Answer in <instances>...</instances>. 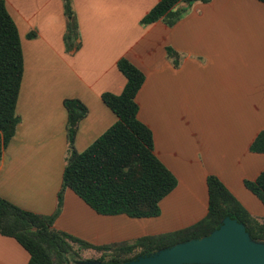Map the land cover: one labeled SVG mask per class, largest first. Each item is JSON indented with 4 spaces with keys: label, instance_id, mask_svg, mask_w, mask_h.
Listing matches in <instances>:
<instances>
[{
    "label": "crops",
    "instance_id": "0c3cea01",
    "mask_svg": "<svg viewBox=\"0 0 264 264\" xmlns=\"http://www.w3.org/2000/svg\"><path fill=\"white\" fill-rule=\"evenodd\" d=\"M5 1L21 36L24 72L20 122L0 161L2 197L36 213L55 212L68 147L64 100L78 98L88 108L75 137L83 151L117 120L103 94L123 91L118 60L127 57L146 76L138 116L177 186L155 217L102 214L66 188L54 226L97 245L189 226L207 214L210 173L264 217V204L245 185L264 169V152L250 148L264 130V2L199 0L173 25H143L159 0H73L79 37L68 50L63 0ZM168 47L179 53L178 64ZM29 260L16 238L0 232V264Z\"/></svg>",
    "mask_w": 264,
    "mask_h": 264
},
{
    "label": "trees",
    "instance_id": "16d2710c",
    "mask_svg": "<svg viewBox=\"0 0 264 264\" xmlns=\"http://www.w3.org/2000/svg\"><path fill=\"white\" fill-rule=\"evenodd\" d=\"M196 1L199 0H159L141 23L147 25L163 19L173 25ZM63 3L67 19L64 39L67 49L72 50L78 47L79 22L73 0H63ZM34 35L35 32L29 34ZM168 53L178 64L179 53L170 47ZM118 67L127 78L123 91L103 94V100L117 115V120L83 151L76 149L75 137L88 108L78 98L64 100L68 111V147L55 212L47 215L26 210L0 195V232L16 238L28 250V264H66L71 256L78 255L75 244L80 250L91 248L102 252L94 261L124 262L206 235L227 215L243 222L252 238L264 239V217L245 208L215 174L207 176V214L177 230L97 245L54 226L66 188L74 190L102 214L155 217L161 213V200L177 186V177L155 153L152 129L138 116L137 94L145 81V73L127 57L118 60ZM23 72L21 36L6 1L0 0V161L20 122L16 106ZM250 148L264 152V130L258 133ZM245 185L264 204V169L255 180H246Z\"/></svg>",
    "mask_w": 264,
    "mask_h": 264
},
{
    "label": "water",
    "instance_id": "95a60500",
    "mask_svg": "<svg viewBox=\"0 0 264 264\" xmlns=\"http://www.w3.org/2000/svg\"><path fill=\"white\" fill-rule=\"evenodd\" d=\"M96 264H264V239L252 238L243 222L227 215L218 227L201 237L132 260Z\"/></svg>",
    "mask_w": 264,
    "mask_h": 264
},
{
    "label": "rangeland",
    "instance_id": "374dc122",
    "mask_svg": "<svg viewBox=\"0 0 264 264\" xmlns=\"http://www.w3.org/2000/svg\"><path fill=\"white\" fill-rule=\"evenodd\" d=\"M226 155V154H222ZM215 174V173H210ZM216 175V174H215ZM75 251L78 255H75L74 257L71 256V258L68 260L66 264H88L89 261H94L99 259V257L102 255V252L94 249H79L77 244L74 245ZM109 256L107 257V259Z\"/></svg>",
    "mask_w": 264,
    "mask_h": 264
},
{
    "label": "flooded vegetation",
    "instance_id": "af4514ba",
    "mask_svg": "<svg viewBox=\"0 0 264 264\" xmlns=\"http://www.w3.org/2000/svg\"><path fill=\"white\" fill-rule=\"evenodd\" d=\"M96 262H98V261H96ZM96 262H95V264H96ZM82 264V263H81ZM89 264V263H88Z\"/></svg>",
    "mask_w": 264,
    "mask_h": 264
}]
</instances>
